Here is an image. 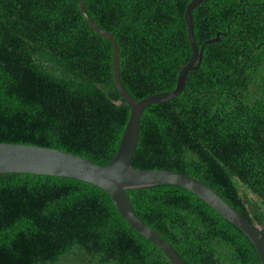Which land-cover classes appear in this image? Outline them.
I'll use <instances>...</instances> for the list:
<instances>
[{
	"label": "trees",
	"instance_id": "1",
	"mask_svg": "<svg viewBox=\"0 0 264 264\" xmlns=\"http://www.w3.org/2000/svg\"><path fill=\"white\" fill-rule=\"evenodd\" d=\"M191 0H85L118 47L136 100L170 92L191 56ZM80 0H0V143L114 157L130 109L112 47ZM200 66L139 118L131 166L201 181L264 235V0H201L191 12ZM133 210L187 264H262L249 239L175 186L127 190ZM0 264H171L101 189L75 179L0 174Z\"/></svg>",
	"mask_w": 264,
	"mask_h": 264
},
{
	"label": "water",
	"instance_id": "2",
	"mask_svg": "<svg viewBox=\"0 0 264 264\" xmlns=\"http://www.w3.org/2000/svg\"><path fill=\"white\" fill-rule=\"evenodd\" d=\"M84 1L80 0V13L90 28L110 42L114 83L122 99L130 109L128 121L116 153L108 164L96 165L80 156L58 149L25 144L0 143V174L24 173L69 178L101 189L110 197L120 217L135 232L162 251L171 264L187 263L164 238L137 217L126 191L159 185L182 188L203 201L219 216L239 229L252 243L261 263L264 264V235L262 228L243 218L201 181L169 170H143L131 166V160L138 142L139 118L142 111L151 104L172 100L182 93L185 89L188 73L197 70L200 66L204 45L220 41V34L218 33L214 38L206 40L200 47L196 43L191 12L201 0H191L184 12L191 56L180 69L175 88L170 92L153 94L141 100H136L124 89L119 76L117 44L111 33L100 28L90 19L84 9Z\"/></svg>",
	"mask_w": 264,
	"mask_h": 264
}]
</instances>
